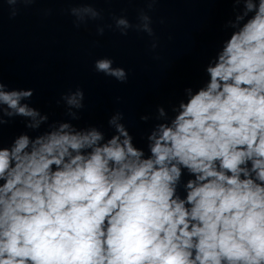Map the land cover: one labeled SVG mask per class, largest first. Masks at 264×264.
Here are the masks:
<instances>
[{
    "label": "clouds",
    "instance_id": "1",
    "mask_svg": "<svg viewBox=\"0 0 264 264\" xmlns=\"http://www.w3.org/2000/svg\"><path fill=\"white\" fill-rule=\"evenodd\" d=\"M36 2L4 0L13 17ZM145 2L151 10L158 0ZM229 2L226 38L199 86L140 117L156 121L146 150L122 112L107 121L110 137L73 124L82 89L57 101L70 119L49 122L27 102L33 89H9L0 76V264H264V0ZM66 11L77 28L103 19L86 0ZM113 20L121 35L155 36L143 9L138 23ZM113 64L100 58L94 69L126 82ZM16 117L37 134L5 146Z\"/></svg>",
    "mask_w": 264,
    "mask_h": 264
}]
</instances>
